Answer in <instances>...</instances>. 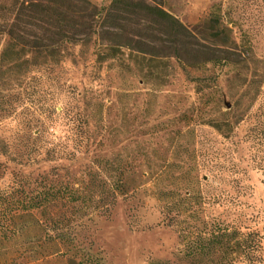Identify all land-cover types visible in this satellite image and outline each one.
Masks as SVG:
<instances>
[{"label": "rangeland", "instance_id": "1", "mask_svg": "<svg viewBox=\"0 0 264 264\" xmlns=\"http://www.w3.org/2000/svg\"><path fill=\"white\" fill-rule=\"evenodd\" d=\"M150 1L188 27L216 14L240 61L187 75L170 59L154 79L73 45L0 86V264H183L180 233L201 220L256 231L264 249V0ZM169 208L186 215L168 223Z\"/></svg>", "mask_w": 264, "mask_h": 264}, {"label": "trees", "instance_id": "2", "mask_svg": "<svg viewBox=\"0 0 264 264\" xmlns=\"http://www.w3.org/2000/svg\"><path fill=\"white\" fill-rule=\"evenodd\" d=\"M1 39V87L10 79L16 82L32 71L59 63L66 48L73 45L92 44L94 61L98 63L110 60L121 64L127 54L140 65V70L146 67V77L154 79L159 78L161 64L170 59L189 75L190 70L208 63L236 64L241 58L216 14L211 13L206 21L188 27L150 0H111L106 6H97L90 0H0ZM125 67L131 70L130 64ZM189 79L197 85L204 84L199 78ZM109 167L121 174L126 172L114 162ZM128 188L129 183L123 178L111 182L107 192L113 197L123 196ZM52 189L59 193L61 187L50 184L45 188L44 199ZM170 193L173 192L162 187L157 191L165 208ZM36 197L22 201L26 211L44 204ZM71 197L75 199L73 193ZM168 210L173 211L168 223L186 215L178 208ZM180 236L187 240L183 264H258L264 254L256 231L241 232L220 220H201L189 234ZM148 264L180 263L153 260Z\"/></svg>", "mask_w": 264, "mask_h": 264}]
</instances>
